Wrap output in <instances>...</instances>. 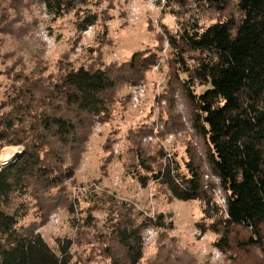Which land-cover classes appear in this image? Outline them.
<instances>
[{"label":"trees","instance_id":"obj_1","mask_svg":"<svg viewBox=\"0 0 264 264\" xmlns=\"http://www.w3.org/2000/svg\"><path fill=\"white\" fill-rule=\"evenodd\" d=\"M36 1L53 21L74 14L80 32L95 26L104 15L99 8L112 2ZM165 1L180 8L190 3ZM200 1L219 18L203 25L196 15L182 16L177 32L166 30L171 83L190 108L187 158L183 164L178 154L164 155L158 147L153 152L143 144L150 134L144 127L128 135L135 158L130 173L143 188L155 182L174 199L200 202V235H216L213 247L231 264H264V0ZM157 64L156 53L141 51L118 67L68 64L55 77L19 78L0 116V155L6 144L24 146L13 163L0 164V264H75L72 239L59 238L52 247L25 221L33 215L45 222L42 203L75 178L96 123L111 120L120 88L144 81ZM173 129L185 130L184 124ZM218 191L224 194L223 207L216 201ZM88 203L87 216L74 226L93 228L92 205L107 209L101 253L109 264H143L145 232L174 230L168 215L146 216L117 196L95 194ZM67 207L74 214V204ZM194 262L174 241L164 242L145 264Z\"/></svg>","mask_w":264,"mask_h":264},{"label":"rangeland","instance_id":"obj_2","mask_svg":"<svg viewBox=\"0 0 264 264\" xmlns=\"http://www.w3.org/2000/svg\"><path fill=\"white\" fill-rule=\"evenodd\" d=\"M206 6L200 0H190L185 8L169 6L165 0H112L99 8V12L104 11L103 18L80 32L74 14L53 21L36 0H0V116L13 88L20 86L18 80L23 74L55 77L68 64L118 67L128 63L137 52L157 54L158 64L147 72L144 81L120 88L111 120L96 123L75 178L54 190L42 203L45 222L33 215L25 221L52 247H56L59 238L72 239L75 264H109L101 253L107 209L94 210L92 205V215L96 217L93 228L74 226L82 224L90 208L88 200L95 194L99 198L104 194L114 199L117 196L146 216L164 213L173 220L171 232L153 228L145 232L143 264L156 257L164 242L174 241L178 251L186 253L194 264H231L213 247L216 235L211 232L200 235L197 228L203 218L200 202L174 199L155 182L143 188L130 173L135 158L129 149L128 135L144 127L150 134L143 144H150L153 152L158 147L164 155L178 154L177 160L183 164L187 158L186 145L193 137L190 108L181 90L174 81L171 83V48L166 30L177 32L178 17L184 20L182 16L187 19L196 15L203 25L218 19L219 15ZM174 124L175 127L184 124L185 130L173 129ZM4 147L16 149L18 154L13 159L24 150L23 142ZM216 201L224 206L221 191L217 192ZM69 204H74V214L68 211Z\"/></svg>","mask_w":264,"mask_h":264},{"label":"bare ground","instance_id":"obj_3","mask_svg":"<svg viewBox=\"0 0 264 264\" xmlns=\"http://www.w3.org/2000/svg\"><path fill=\"white\" fill-rule=\"evenodd\" d=\"M16 149L14 148H5L3 152L0 155V162L2 164H6L7 162H10L13 160L15 156H17Z\"/></svg>","mask_w":264,"mask_h":264},{"label":"water","instance_id":"obj_4","mask_svg":"<svg viewBox=\"0 0 264 264\" xmlns=\"http://www.w3.org/2000/svg\"><path fill=\"white\" fill-rule=\"evenodd\" d=\"M22 153H23V152H22ZM22 153H21V154H22ZM21 154H20V155H21ZM17 158H18V157H17ZM17 158H15V159H13V160L15 161ZM14 161H13V162H14ZM8 164H10V162L7 163V164H5V165L7 166Z\"/></svg>","mask_w":264,"mask_h":264},{"label":"built area","instance_id":"obj_5","mask_svg":"<svg viewBox=\"0 0 264 264\" xmlns=\"http://www.w3.org/2000/svg\"><path fill=\"white\" fill-rule=\"evenodd\" d=\"M224 203H225V200H224Z\"/></svg>","mask_w":264,"mask_h":264}]
</instances>
